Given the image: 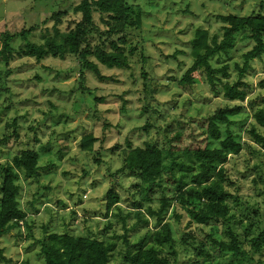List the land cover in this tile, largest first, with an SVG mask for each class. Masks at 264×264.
<instances>
[{"label": "rangeland", "instance_id": "374dc122", "mask_svg": "<svg viewBox=\"0 0 264 264\" xmlns=\"http://www.w3.org/2000/svg\"><path fill=\"white\" fill-rule=\"evenodd\" d=\"M80 1L0 0V34L16 35L10 42L16 52L25 45L20 38L22 30L31 28L27 40L42 44L51 34V15L65 13L59 29L66 31L69 22L79 19L72 9ZM262 2L126 0L131 10L128 20L139 15L141 23L138 29L126 32V68L109 69L89 58L97 63L101 79L82 70L78 60L69 55L63 59L47 56L39 62L34 57L16 56L7 66L0 62V183L3 166L24 149L38 154L40 174L37 180L18 176V202L25 221L0 237V264H44L40 241L50 233L103 241L113 245L108 264H129V255L137 249L158 248L152 237L156 219L150 213L160 208L163 198L171 205L161 217L170 225L179 264H264V241L260 252L253 254L251 250L257 230L264 229V151L250 142L245 131L253 122L247 108L229 118L230 129L243 149L224 165L223 185L231 196L226 200L228 225L202 226L201 232L186 210L173 203V180H180V175L185 190L206 186L191 183V177L200 170L197 164L191 172L175 167L172 177L164 172L160 187L150 190L134 174L122 170V150L127 144L131 148L153 145L165 154L171 146L182 147L172 140L176 133L186 142L191 133L203 144L205 118L217 109L245 105L225 100L220 90H211L201 72L193 74L191 84L181 80L192 64L189 52L195 30H207L209 39L215 36L220 40L225 26L220 16L264 14ZM92 11L95 25L103 30L101 15L94 8ZM240 36L228 57L211 60L215 68L228 65L229 81L236 79L234 66H241V55L253 46ZM130 48L133 51L128 54ZM243 80L247 99L264 95V55L250 62ZM100 118L108 125L102 141ZM258 130L264 134V129ZM88 133L98 141L94 151L85 153L79 143ZM211 147H217V143ZM173 155L177 163L191 165L181 149L173 150ZM169 162L167 157L163 160L164 165ZM109 190L118 200L107 210ZM255 211L258 216H254ZM227 226L237 235L246 257L220 253L210 245L206 247L209 260L195 257L194 244L185 235L201 240L210 233L217 240L227 241Z\"/></svg>", "mask_w": 264, "mask_h": 264}, {"label": "trees", "instance_id": "16d2710c", "mask_svg": "<svg viewBox=\"0 0 264 264\" xmlns=\"http://www.w3.org/2000/svg\"><path fill=\"white\" fill-rule=\"evenodd\" d=\"M264 7V2H262ZM92 8L101 15L100 22L104 26L100 30L93 20ZM131 10L126 0H81L72 9V13L79 16V19L68 23L66 31H61V18L63 12L51 15L53 24L51 34L43 38L42 44L36 45L27 40L32 29L22 30L21 40L24 47L16 52L10 42L16 37L14 34L2 32L0 34V62L5 66L19 57H34L37 62L49 56L63 59L65 55L75 57L82 70H88L99 79L98 64L106 68L124 69L127 67V58L124 53L126 32L138 29L141 18L134 17L129 21ZM225 26L222 27L221 39L212 36L209 39L207 30L197 29L190 41L191 66L185 71L181 82L191 84L194 73L201 72L205 83L213 90H220L222 97L230 102L244 103L245 105H233L217 109L212 115L204 119L205 138L203 144L196 142L195 136L190 134L189 141H183V135L176 133L173 141L180 142L182 147L171 146L165 154L162 150L153 145L136 146L122 150V170L134 174L140 182L147 185L150 190L153 186L160 187V176L166 172L172 177L175 167L182 171L191 172L193 164H197L199 172L191 177V183L197 187L206 184L205 187L195 190H185L180 175V180H173L174 187L173 203L179 204L191 216V219L203 232L202 226L211 224H227L230 217L227 216L228 205L226 200L231 196L224 189L226 180L224 165L230 156L237 155L243 149L239 141L230 129V117L240 113L243 108L251 111L253 122L246 127V133L250 142L264 151V134L258 128L264 129V95L257 94L252 99H247L246 83L243 80L245 73L250 68L252 60L260 59L264 55V14L256 13L249 16H236L227 14L219 17ZM47 21H44L46 23ZM241 34L242 41H251L253 46L250 50L241 55V66L235 64L237 76L234 81H229L228 65L215 68L211 65L213 58L228 57ZM133 48L128 49L131 54ZM89 58H93L97 63ZM262 86V85H261ZM101 100V99H100ZM99 118V117H98ZM103 122L100 141L103 140L107 123ZM14 125V123H13ZM221 126L225 129L221 130ZM146 129V127H145ZM144 129V130H145ZM15 135V132L12 133ZM8 137V136H7ZM6 137V138H7ZM7 140V139H6ZM98 139L88 133L80 138L79 149L82 152L94 151V144ZM216 142L217 147H211ZM128 143V142H127ZM181 149L182 155L191 161V165H184L175 161L173 150ZM169 158L168 165L163 164L165 158ZM38 154L30 149L18 151L9 162L3 166L0 183V237L11 229L18 227L20 222L25 221V212L20 209L18 196L19 186L16 184L18 176L23 175L24 179L39 178V167L37 165ZM98 162V161H97ZM213 175L210 176V174ZM117 196L109 190L106 194L107 210L117 202ZM170 201L163 198L160 208L150 214L156 219L157 229L152 234L153 242L158 247L139 248L129 255V264H179L178 252L174 249V242L171 236L170 225L163 221L162 214L170 206ZM138 209L141 204L137 203ZM174 208L173 215L177 213ZM138 215H140L138 213ZM254 216H258L255 211ZM254 223L250 224L252 228ZM211 232V229L209 230ZM192 240L195 257L210 259L211 255L207 246L216 247L220 253H231L233 257H246L241 250L237 235L227 226V241L217 240L210 233H205L201 240H196L192 235H185ZM185 238V239H186ZM264 241V229L259 228L251 241L253 254L261 251ZM167 247V251L161 249ZM113 245L99 241L95 238L71 236L66 233H50L40 241V255L44 264H108L109 253ZM1 254V252H0ZM251 260V258H249ZM4 261L3 258H1ZM9 261H6V263ZM23 264H28L24 262Z\"/></svg>", "mask_w": 264, "mask_h": 264}]
</instances>
